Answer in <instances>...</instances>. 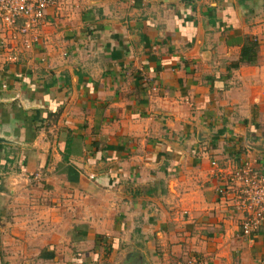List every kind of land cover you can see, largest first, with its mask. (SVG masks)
<instances>
[{"label": "crops", "instance_id": "obj_1", "mask_svg": "<svg viewBox=\"0 0 264 264\" xmlns=\"http://www.w3.org/2000/svg\"><path fill=\"white\" fill-rule=\"evenodd\" d=\"M241 7L58 0L0 49V264H264V219L239 237L215 194L264 172V23ZM244 36L256 61L228 69Z\"/></svg>", "mask_w": 264, "mask_h": 264}, {"label": "built area", "instance_id": "obj_2", "mask_svg": "<svg viewBox=\"0 0 264 264\" xmlns=\"http://www.w3.org/2000/svg\"><path fill=\"white\" fill-rule=\"evenodd\" d=\"M57 2L0 0V49L8 60H15L17 53L29 50L37 42L46 11ZM222 172L215 194L230 213L238 216L237 235L248 239L257 232L264 219V172L248 159ZM176 264H193V260Z\"/></svg>", "mask_w": 264, "mask_h": 264}, {"label": "trees", "instance_id": "obj_3", "mask_svg": "<svg viewBox=\"0 0 264 264\" xmlns=\"http://www.w3.org/2000/svg\"><path fill=\"white\" fill-rule=\"evenodd\" d=\"M256 52H257V43L256 41L250 37V36H244L242 38L239 50H238V55L237 59L233 62H230L227 65L228 69H234L238 67L240 64L244 65H253L256 61ZM70 140L67 138L64 141L63 144V152L61 153V161L65 162L67 161V153H68V148H70L71 143L69 142ZM66 154V155H65Z\"/></svg>", "mask_w": 264, "mask_h": 264}, {"label": "rangeland", "instance_id": "obj_4", "mask_svg": "<svg viewBox=\"0 0 264 264\" xmlns=\"http://www.w3.org/2000/svg\"><path fill=\"white\" fill-rule=\"evenodd\" d=\"M241 3V9L243 11L247 10V13H243L242 15H239L240 18L243 19V22L248 25V27H253L258 24L264 23V0H260V3L256 7L252 5L253 0H238ZM246 2V3H244ZM240 5V4H239ZM252 7H255L258 11L257 13H253ZM263 8V9H261Z\"/></svg>", "mask_w": 264, "mask_h": 264}]
</instances>
